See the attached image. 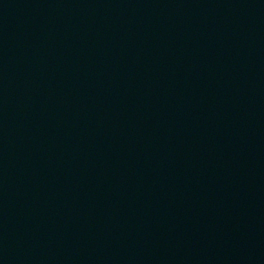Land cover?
<instances>
[{
  "label": "water",
  "instance_id": "obj_1",
  "mask_svg": "<svg viewBox=\"0 0 264 264\" xmlns=\"http://www.w3.org/2000/svg\"><path fill=\"white\" fill-rule=\"evenodd\" d=\"M0 264H264V0H0Z\"/></svg>",
  "mask_w": 264,
  "mask_h": 264
}]
</instances>
